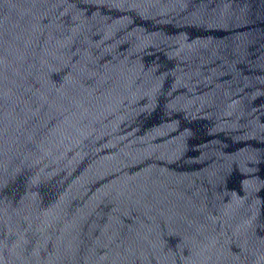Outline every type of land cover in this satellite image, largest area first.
Returning <instances> with one entry per match:
<instances>
[{"label": "water", "instance_id": "1", "mask_svg": "<svg viewBox=\"0 0 264 264\" xmlns=\"http://www.w3.org/2000/svg\"><path fill=\"white\" fill-rule=\"evenodd\" d=\"M0 264H264V0H0Z\"/></svg>", "mask_w": 264, "mask_h": 264}]
</instances>
